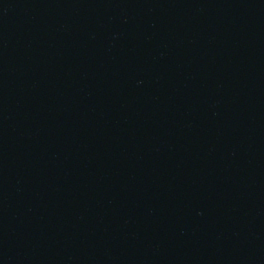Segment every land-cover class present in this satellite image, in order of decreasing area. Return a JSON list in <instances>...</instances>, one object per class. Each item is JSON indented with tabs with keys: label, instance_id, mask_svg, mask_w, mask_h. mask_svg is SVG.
Instances as JSON below:
<instances>
[{
	"label": "water",
	"instance_id": "water-1",
	"mask_svg": "<svg viewBox=\"0 0 264 264\" xmlns=\"http://www.w3.org/2000/svg\"><path fill=\"white\" fill-rule=\"evenodd\" d=\"M0 264H264V0H0Z\"/></svg>",
	"mask_w": 264,
	"mask_h": 264
}]
</instances>
